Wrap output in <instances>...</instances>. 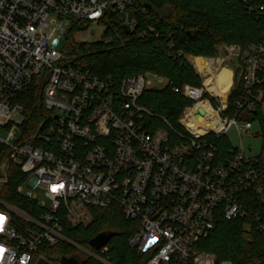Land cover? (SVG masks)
Here are the masks:
<instances>
[{"label":"built area","instance_id":"obj_1","mask_svg":"<svg viewBox=\"0 0 264 264\" xmlns=\"http://www.w3.org/2000/svg\"><path fill=\"white\" fill-rule=\"evenodd\" d=\"M139 2L0 0V191L9 175H18L22 199L10 202L0 193V264L47 261V248L72 243L67 225H86L91 207L113 204L127 220L140 221L129 242L141 253L154 251L147 264H234L196 249L220 217H252L264 235V169L242 141L244 134L256 136L254 122L240 117L263 98L264 41L219 47L236 62L243 85L233 113L231 91L224 100L204 79L202 87H174L194 100L178 119L181 129L151 130L143 123L149 110L138 100L167 79L156 78L157 85L138 74L117 82L74 65L65 53L76 21L104 24L106 14H119L134 31ZM259 11L264 14V5ZM219 60L224 65L225 58ZM35 82L45 113L33 122L22 97ZM232 128L240 144L230 141L222 154L214 137H229ZM255 207L260 210L252 215ZM75 247L80 257L91 254Z\"/></svg>","mask_w":264,"mask_h":264},{"label":"trees","instance_id":"obj_2","mask_svg":"<svg viewBox=\"0 0 264 264\" xmlns=\"http://www.w3.org/2000/svg\"><path fill=\"white\" fill-rule=\"evenodd\" d=\"M139 5L141 10L133 13L138 21L134 31L126 30L121 15L106 14L102 19L107 25L103 40L76 42L73 33L90 24L82 26V21H76L66 35L65 53L74 65L88 68L101 77L110 76L117 82L138 74L167 79L164 87L146 89L139 97L138 103L149 110L143 123L151 130L181 129L178 119L194 100L174 91V87L203 86V78L188 55L213 58L218 55L221 44L246 47L264 41V14L259 11L264 0H142ZM261 77L258 88L263 91L262 100L256 102L254 109L241 112L240 117L260 125L263 150L259 159L264 169V72ZM40 92L41 84L35 82L22 97L33 122L45 113ZM243 93V85L235 75L228 98L230 113H233L235 100ZM214 139L220 153L229 152V137ZM2 176L0 169V178ZM20 182L18 175H9L1 195L21 204L22 199L15 191ZM250 210L253 215L260 207ZM90 212L92 220L88 224L65 227L64 234L72 243L60 242L47 248L48 260L72 256L78 245L91 253L81 257V264H147L154 251L141 253L129 242L140 226L139 220H127L117 204L107 208L91 207ZM101 233L110 237L106 246L97 249L91 241ZM196 249L216 255L219 261L264 264V235L252 217L235 220L220 217Z\"/></svg>","mask_w":264,"mask_h":264},{"label":"rangeland","instance_id":"obj_3","mask_svg":"<svg viewBox=\"0 0 264 264\" xmlns=\"http://www.w3.org/2000/svg\"><path fill=\"white\" fill-rule=\"evenodd\" d=\"M106 27H107V25H105V24L90 23L89 26L86 29L80 30V31H76L75 33H73L74 34L73 38L75 39L76 42H79V43H82V42L90 43V42L103 40L104 39V31H105ZM222 45L223 44H221V46ZM219 47H220V45H219ZM221 50H223V51L225 50L223 46L221 47ZM224 55H225V53L222 54V55H220L218 53V55L216 57L210 58L209 60L211 61V64H206L204 62L201 63V64H198L197 60L195 58L191 57L192 61H193L191 63L194 65L195 68H197V65H198L200 70L201 69L203 70L205 67H209V69L206 72V76L208 77L207 74L209 72H211L209 75H212V78H211L212 79V83H208V82L206 83V81H207V77H206L205 84L209 85L210 89L212 91H214L215 95H219V96H221L223 98H226L228 92L232 90V87H234L233 86L234 84L231 85L232 78H231V83L229 84V86L230 85L231 86L230 87L228 86L226 88V90H225L226 92H225L224 95H220V94L216 93L218 90H221L220 86H219V82H218V80L216 78V76H217L216 74L220 73L223 70L230 71L231 74H233L232 73L233 72L232 69L236 66V62L232 59V57L229 59V54L228 53L225 55V57H224ZM219 58H225L224 65H226V66H220V62H222V61L219 60ZM211 65H212V68H211ZM197 71L200 72V74L202 75V78L205 79V74H203L199 70H197ZM148 78L152 79L154 81V83H156V77H153L152 75H148ZM156 84L158 85L159 83H156ZM193 126H195V124H193ZM252 132L256 136L249 137L246 134H244L242 141L244 142V145L247 148H248V146L251 147V150L248 152V154L250 156H259L262 153V150H263V138H262V135L260 134V125H259L258 122H254L253 123ZM229 138H230V141L232 143H234L235 145H239L240 144L239 136L236 134V131H235L234 128H232L231 131L229 132ZM80 253H81L80 250L77 249L73 255H76V256L80 257ZM36 264H38V263H36ZM45 264H63V263L61 262V257H55V258H53L51 260H47L45 262Z\"/></svg>","mask_w":264,"mask_h":264},{"label":"bare ground","instance_id":"obj_4","mask_svg":"<svg viewBox=\"0 0 264 264\" xmlns=\"http://www.w3.org/2000/svg\"><path fill=\"white\" fill-rule=\"evenodd\" d=\"M196 60H197V63L198 64H201V63H206V64H211V62L208 60V59H206V58H204V57H200V56H198L197 58H196ZM198 66V65H197ZM211 68H212V65H211ZM209 69V67H205L203 70H206V72H207V70ZM202 70V69H201ZM202 70V71H203ZM211 72H209L207 75H208V77H207V81H206V83L208 82V83H212V75H209ZM217 76H216V78H217V80H218V82H219V86H220V89L221 90H218L216 93L217 94H220V95H224L225 94V90H226V88L229 86V84L231 83V78H232V74H231V72L230 71H227V70H223V71H221L220 73H218V74H216ZM205 80H206V78H205ZM231 85H232V83H231ZM230 85V86H231ZM208 86V88L210 89V87H209V85H207ZM229 86V87H230ZM229 89V88H228ZM211 90V89H210ZM212 91V90H211ZM213 93H214V91H212ZM223 98V97H222ZM227 98V97H226ZM226 98H223L224 100L226 99ZM201 105H204L205 107L207 106L206 104H203L202 102H201ZM192 122V121H191ZM194 123L193 124H195V128H197V123H204V122H202V119H200L199 121H193ZM192 124V125H193ZM199 129V128H198ZM204 131V128H201L200 129V132H203Z\"/></svg>","mask_w":264,"mask_h":264},{"label":"water","instance_id":"obj_5","mask_svg":"<svg viewBox=\"0 0 264 264\" xmlns=\"http://www.w3.org/2000/svg\"><path fill=\"white\" fill-rule=\"evenodd\" d=\"M126 30L129 32V29L125 26ZM200 114H203L204 111L203 109L199 110ZM110 234L107 233H101L98 235L95 239L91 241V244L97 248L101 249L102 247L106 246V244L109 241ZM61 262L63 264H81V257L72 255V256H62L61 257Z\"/></svg>","mask_w":264,"mask_h":264},{"label":"crops","instance_id":"obj_6","mask_svg":"<svg viewBox=\"0 0 264 264\" xmlns=\"http://www.w3.org/2000/svg\"><path fill=\"white\" fill-rule=\"evenodd\" d=\"M191 57H193V58L196 59L198 56L195 57V56H192V55H188V60H189L190 62H193ZM221 66H224V65H221ZM227 67H228V66H227ZM197 68H198V67H197ZM197 68H196V69H197ZM197 70L201 71L199 68H198ZM232 71H233V69H232ZM198 73L200 74V72H198ZM232 73H233V74H232V85H233V83L235 82V74H234V71H233ZM200 75H201V74H200ZM201 76H202V75H201ZM203 80H204V79H203ZM41 263L43 264L42 260H39V261H38V264H41Z\"/></svg>","mask_w":264,"mask_h":264},{"label":"snow or ice","instance_id":"obj_7","mask_svg":"<svg viewBox=\"0 0 264 264\" xmlns=\"http://www.w3.org/2000/svg\"><path fill=\"white\" fill-rule=\"evenodd\" d=\"M3 218H0V221H2Z\"/></svg>","mask_w":264,"mask_h":264}]
</instances>
